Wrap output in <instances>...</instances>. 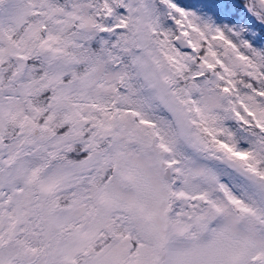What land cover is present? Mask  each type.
Instances as JSON below:
<instances>
[{"label": "snow or ice", "instance_id": "snow-or-ice-1", "mask_svg": "<svg viewBox=\"0 0 264 264\" xmlns=\"http://www.w3.org/2000/svg\"><path fill=\"white\" fill-rule=\"evenodd\" d=\"M0 264H264V0H0Z\"/></svg>", "mask_w": 264, "mask_h": 264}]
</instances>
